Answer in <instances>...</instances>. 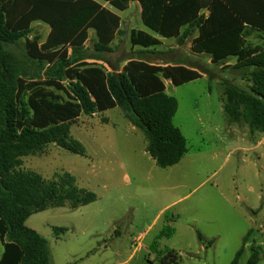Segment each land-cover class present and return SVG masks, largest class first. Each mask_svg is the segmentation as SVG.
Instances as JSON below:
<instances>
[{
	"label": "trees",
	"instance_id": "1",
	"mask_svg": "<svg viewBox=\"0 0 264 264\" xmlns=\"http://www.w3.org/2000/svg\"><path fill=\"white\" fill-rule=\"evenodd\" d=\"M100 1L110 9L95 0H0V264H50L47 240L25 226L27 219L51 208L76 210L96 200L69 173L45 180L22 169L23 158L40 154L48 145L84 156L83 146L69 133L70 122L80 115L118 108L142 133L145 152L161 169L177 165L187 153L186 139L173 125L177 101L165 93L164 81L177 87L200 79V73L182 65L133 59L120 72L89 65L70 68L68 49L72 55L79 53L88 30L97 38L96 52L111 51L120 26L114 11H126L131 2L139 4L142 25L161 38L182 45L192 37L191 52L208 55L211 64L235 58L233 69L251 86L243 90L226 83L223 112L231 123L242 120L250 133H264V47L250 46L246 40L250 32L264 34V0ZM34 22L50 28L42 43L36 36L28 38ZM129 41L131 47L145 50L160 43L141 30L131 32ZM44 87L63 91L69 101H55ZM163 220L167 224L157 239L175 233L168 212ZM64 231L53 228L57 237ZM249 236L230 264H240ZM196 238L203 246L214 243L198 232ZM157 248L154 241L151 251L158 264H181L174 250ZM259 254L252 246L244 264H258Z\"/></svg>",
	"mask_w": 264,
	"mask_h": 264
},
{
	"label": "rangeland",
	"instance_id": "2",
	"mask_svg": "<svg viewBox=\"0 0 264 264\" xmlns=\"http://www.w3.org/2000/svg\"><path fill=\"white\" fill-rule=\"evenodd\" d=\"M114 12L120 26L111 51L96 52L97 38L90 30L79 53L72 55L68 49L70 68L89 65L111 72L133 59L200 73V79L177 87L164 81L166 94L177 101L173 125L186 139L187 153L177 165L161 169L145 152L142 133L118 108L80 115L70 122L69 133L83 146L84 156L48 145L40 154L23 158L22 169L45 180L69 173L96 200L76 210L60 207L33 214L25 226L47 240L50 264H158L151 251L154 241L158 250L179 254L181 264H230L248 232L240 264L252 246L259 250L258 264H264V133H250L242 120L231 123L223 112L225 84L246 90L250 80L233 69L235 58L211 64L208 55L192 53V37L182 45L162 40L154 50L131 47V32L153 34L141 24L137 4ZM45 25L32 23L28 38L43 41ZM246 40L264 47V34L253 31ZM43 90L59 103L69 101L63 91ZM166 212L175 233L157 239L167 224ZM53 228L65 231L57 237ZM196 232L214 243L201 245Z\"/></svg>",
	"mask_w": 264,
	"mask_h": 264
},
{
	"label": "crops",
	"instance_id": "3",
	"mask_svg": "<svg viewBox=\"0 0 264 264\" xmlns=\"http://www.w3.org/2000/svg\"><path fill=\"white\" fill-rule=\"evenodd\" d=\"M133 3H135V4H137L138 5V7H139V4L137 3V2H131L130 4H133ZM106 4V3H105ZM130 6V5H129ZM104 7V6H103ZM115 13V12H114ZM139 13H140V7H139ZM116 14V13H115ZM117 15V14H116ZM142 24V23H141ZM139 30H141V29H139ZM148 30V29H147ZM45 31H46V35H45V39H46V37H47V35H48V33H49V31H50V28H49V26L48 25H45ZM90 30H88V32H89ZM93 31V30H92ZM141 31H144V30H141ZM149 31V30H148ZM144 32H146V31H144ZM151 32V31H150ZM152 33V32H151ZM153 35H154V37L155 38H157L158 40H159V45H161V41L162 40H166V39H164V38H161L160 36H158V35H156V34H154V33H152ZM151 35V34H150ZM152 35V36H153ZM45 39H43V41H41L40 43H42V42H44L45 41ZM159 45H157L156 47H158ZM156 47H154V48H149L148 50H154V49H156ZM142 49V48H141ZM143 50H145V49H143ZM130 60V59H129ZM128 61V60H127ZM127 61H126V63H127ZM139 61H143V60H139ZM143 62H146V61H143ZM125 63V64H126ZM146 63H149V64H152V65H161V66H165V65H168V64H156V63H152V62H146ZM125 64L121 67V69L120 70H118V72H120L121 70H122V68L125 66ZM170 82V81H169ZM192 82V81H191ZM164 85H165V93H166V91H167V87H166V83H164ZM0 246H1V251H0V258H1V255H2V251H3V248H2V245H1V243H0Z\"/></svg>",
	"mask_w": 264,
	"mask_h": 264
}]
</instances>
